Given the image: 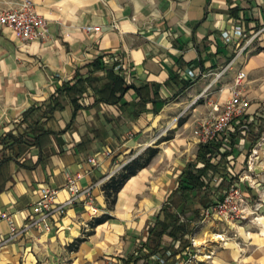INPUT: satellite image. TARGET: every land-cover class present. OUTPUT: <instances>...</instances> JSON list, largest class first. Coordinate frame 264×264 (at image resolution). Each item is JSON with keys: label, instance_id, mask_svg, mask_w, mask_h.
Masks as SVG:
<instances>
[{"label": "crops", "instance_id": "1", "mask_svg": "<svg viewBox=\"0 0 264 264\" xmlns=\"http://www.w3.org/2000/svg\"><path fill=\"white\" fill-rule=\"evenodd\" d=\"M20 1L0 0V9ZM31 1L43 36L23 40L0 28V264H133L181 172L197 161L195 126L233 88L250 105L218 139L227 162L204 179L217 186L232 175L248 208L261 198L260 222L251 213L200 221L187 264H264V0ZM109 70L126 87L116 102L92 87L75 102L60 92L85 77L107 83ZM151 146L158 153L110 207L104 184ZM71 179L89 188L97 213L79 197L50 217V230L22 231L42 188L63 202Z\"/></svg>", "mask_w": 264, "mask_h": 264}, {"label": "trees", "instance_id": "2", "mask_svg": "<svg viewBox=\"0 0 264 264\" xmlns=\"http://www.w3.org/2000/svg\"><path fill=\"white\" fill-rule=\"evenodd\" d=\"M99 62V61H98ZM96 65V62L94 63ZM107 83H101L98 78H80L72 84H67L60 89L73 102L77 96L82 95L92 87L101 101L116 102V91L123 93L124 79L109 70L104 77ZM58 103V97L55 98ZM264 123V118L262 119ZM220 142L212 141L200 143L197 161L188 163L179 176L178 186L173 191L157 215L154 225L149 228L147 241L140 247L133 264H144L157 252H160L167 264H179L187 259L185 252L192 248L190 236L193 235L197 224L203 219L206 208L223 199V191L233 182L230 177L221 175L217 186L212 185V180L205 181L204 177L218 171V166L227 162V154L218 150ZM157 147H148L144 152L128 162L117 174L113 175L103 186V190L110 207H113L118 192L126 181L136 175L141 169L149 165L158 153ZM230 179V180H229ZM106 216L96 219L101 223ZM170 251L171 255L166 256ZM126 264H131L127 261Z\"/></svg>", "mask_w": 264, "mask_h": 264}, {"label": "built area", "instance_id": "3", "mask_svg": "<svg viewBox=\"0 0 264 264\" xmlns=\"http://www.w3.org/2000/svg\"><path fill=\"white\" fill-rule=\"evenodd\" d=\"M113 28H118L116 22L112 23ZM0 28L6 31L12 32L17 38L27 40L38 36H43V32L46 28V22L43 17L36 11L35 5L31 0H22L15 6H9L4 9H0ZM84 29L87 31H100V27L97 25H86ZM236 36H246V34L237 28L234 31ZM224 38L229 41L230 35L228 32L223 33ZM245 77V72L240 71L237 75L235 85L239 86ZM250 105L249 100L242 95V92L238 88H233L232 96L222 107L216 105L213 106L209 115L201 119L193 130L194 136L199 143H206L217 141L223 135L226 134L227 129L231 123L244 115ZM91 161L94 162L92 158ZM242 179H245L244 177ZM251 185L253 182L250 180ZM67 188L71 192V196L59 203H54L53 198L56 190L50 188H42L41 196L34 205V217L23 227V230H27L32 227L42 228L45 231L50 230V217L54 214H63L66 208L74 203L79 197H85V204L89 206L92 214H96L98 209L92 205L90 198L89 188L81 189L78 187L74 180H70L67 184ZM223 199L217 203L206 208L204 211V217L201 222L210 217H217L226 223H233L237 220L246 218L248 214H253V220L259 223L258 220L259 210L262 205L261 198H257L251 206L248 208L247 201L243 198L241 189L232 184L230 187L223 191ZM3 217H9L7 213L2 214ZM15 228H12L14 231ZM190 240L192 242V248L188 249L185 254L187 259L179 264H187L193 253V245L195 244L194 236L191 235ZM171 252L168 251L166 256H170ZM167 259L157 252L152 255L144 264H167ZM104 264H123L119 261H109Z\"/></svg>", "mask_w": 264, "mask_h": 264}, {"label": "rangeland", "instance_id": "4", "mask_svg": "<svg viewBox=\"0 0 264 264\" xmlns=\"http://www.w3.org/2000/svg\"><path fill=\"white\" fill-rule=\"evenodd\" d=\"M143 152H144V151H143ZM257 198H259V197H257ZM257 198H256V199H257ZM256 199H255V200H256ZM222 221H223V220H222ZM223 222H224V221H223ZM254 222H255V221H254ZM225 223H226V222H225ZM215 237H216V238H219V239H221V240L223 239V235H222V234H215ZM193 246H194V245H193ZM112 260H113L112 258H110V259L108 258V259H106V260L104 261V263H105V262L112 261Z\"/></svg>", "mask_w": 264, "mask_h": 264}]
</instances>
